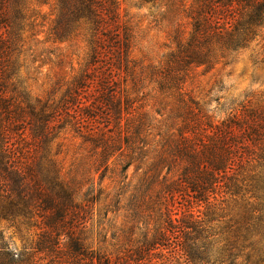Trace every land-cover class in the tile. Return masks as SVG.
<instances>
[{
    "label": "trees",
    "instance_id": "obj_1",
    "mask_svg": "<svg viewBox=\"0 0 264 264\" xmlns=\"http://www.w3.org/2000/svg\"><path fill=\"white\" fill-rule=\"evenodd\" d=\"M145 1L175 22L159 65L134 54L136 25L118 0H57L43 41L83 36L89 50L53 101L22 75L27 39L43 42L48 1L0 0V219L30 234L16 250L0 233V264H264V99L217 120L186 86L196 69L227 65L263 36L264 0ZM67 126L99 151L100 180L85 193L55 150ZM135 162L147 169L128 204L134 223L109 238L94 206L119 165L122 188L131 184Z\"/></svg>",
    "mask_w": 264,
    "mask_h": 264
},
{
    "label": "rangeland",
    "instance_id": "obj_2",
    "mask_svg": "<svg viewBox=\"0 0 264 264\" xmlns=\"http://www.w3.org/2000/svg\"><path fill=\"white\" fill-rule=\"evenodd\" d=\"M47 1L48 3L41 7L46 14L45 22L39 19L43 21V25L38 27L41 31L39 39L42 41L45 40L47 31L56 18L52 9L57 0ZM118 2L122 18L130 17L136 25L138 35L134 54L146 65H159L175 47L170 36L175 22L168 19L161 21L160 14L165 7L160 1L118 0ZM37 5L36 2L33 7L37 8ZM187 21L183 18L184 27L187 26ZM25 50L22 58H26V67L22 68V75L32 94L57 101L65 91L68 81L83 69L89 48L83 36H79L71 41L56 43L45 41L37 43L36 39L29 38ZM186 86L217 120L224 119L234 109H240L243 103L256 105L262 101L264 99V32L250 48L236 54L231 63L227 65L220 63L212 69L205 67L196 69L188 78ZM151 88L150 80L145 79L137 92L143 102L148 100V97L144 96ZM61 134L55 144V150L60 152L67 177L73 178L81 186L84 185L82 193L87 191L91 178L98 186L101 173L96 174L95 168L99 151H96L87 140L88 133H81L67 126ZM115 160L116 157L111 163ZM137 164L139 163L135 162L127 172L131 181L128 187L122 188L124 183L120 176V165L114 175L115 181H112L110 177L112 174L109 173L103 182L100 203L94 206V221L101 214L102 227H105L109 238L114 233L123 237L134 223L130 217L131 210L128 204L144 170L147 169L143 164V168L137 170ZM115 200L118 201L115 203L113 202ZM184 204L187 202L183 201ZM183 205L181 206L184 207ZM193 206L196 207L195 209L205 210L203 206L200 208L197 204ZM0 233H3L7 243L16 250L22 249L30 238L26 226L13 225L2 219H0Z\"/></svg>",
    "mask_w": 264,
    "mask_h": 264
}]
</instances>
